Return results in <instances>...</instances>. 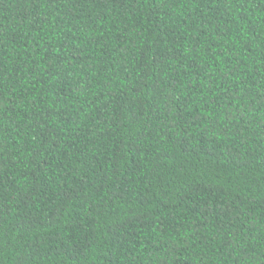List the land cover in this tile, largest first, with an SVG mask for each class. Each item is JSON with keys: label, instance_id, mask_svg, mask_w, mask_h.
I'll use <instances>...</instances> for the list:
<instances>
[{"label": "trees", "instance_id": "16d2710c", "mask_svg": "<svg viewBox=\"0 0 264 264\" xmlns=\"http://www.w3.org/2000/svg\"><path fill=\"white\" fill-rule=\"evenodd\" d=\"M0 264H264V0H0Z\"/></svg>", "mask_w": 264, "mask_h": 264}]
</instances>
